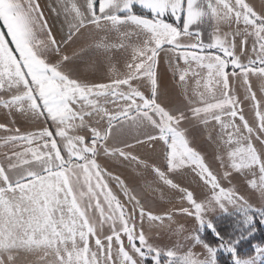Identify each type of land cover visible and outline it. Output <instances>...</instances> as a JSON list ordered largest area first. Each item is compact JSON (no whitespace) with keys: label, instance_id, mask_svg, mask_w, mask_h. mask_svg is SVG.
<instances>
[{"label":"snow or ice","instance_id":"6c2138e0","mask_svg":"<svg viewBox=\"0 0 264 264\" xmlns=\"http://www.w3.org/2000/svg\"><path fill=\"white\" fill-rule=\"evenodd\" d=\"M162 60L183 101L171 108L160 102ZM0 109L13 117L0 123V264L264 259L251 244L257 217L264 225V0H0ZM17 115L44 126L22 132ZM137 145L161 163L128 151ZM101 154L152 181L130 186ZM189 177L207 190L201 199ZM222 181L241 182L261 206ZM177 216L194 222L187 243L149 242L153 229L184 235ZM226 218L230 232L217 227Z\"/></svg>","mask_w":264,"mask_h":264},{"label":"crops","instance_id":"0c3cea01","mask_svg":"<svg viewBox=\"0 0 264 264\" xmlns=\"http://www.w3.org/2000/svg\"><path fill=\"white\" fill-rule=\"evenodd\" d=\"M42 2H43V0H41V3ZM253 2L256 3L257 6L259 7L261 0H253ZM49 13L51 16L50 23H52L54 25V27L56 28V32H59V29H60V26L62 23V18L58 20L53 15L51 10ZM185 39H187V38H185ZM204 39H205V41L208 40L207 32H205ZM237 45H239V41H237ZM73 47L78 48L79 45H76ZM71 51H72V49H69V53H71ZM237 52H239V46L237 47ZM82 55H88V53H82ZM119 55L120 54L117 53V56H119ZM250 55H251V44L249 43V50H248L247 56H250ZM162 56H163V54H162ZM247 56H245L244 62H246ZM79 66L81 68L83 67V65H79ZM181 66H183V65H181ZM160 83H161L160 102L162 103L163 106H165L166 108H171V107L179 105L183 102L182 97H180L178 95L177 85L174 82L172 72L169 69L168 65L163 62V60L161 61V65H160ZM256 83H257V81L255 80V78H253L254 86ZM192 86H194V85H191V83H190V87H192ZM240 96L241 97L243 96L242 91L240 92ZM108 107L110 109H114L115 106L109 104ZM244 114H245L246 118L249 119L250 121L253 119L252 109H251V106L248 102L244 103ZM12 118L13 117H10L8 115L6 110L0 109V123H9V121ZM14 118L16 120V126H19L22 132L34 131V130H37V129L44 126L43 121H38V122L25 121L24 119H22L18 115L15 116ZM3 135H5V134L2 131H0V137H2ZM196 143H197V146H199L201 144H205L206 143L205 137L198 136ZM128 151H132L134 154L140 156L141 158L149 160L150 162H155L158 165L161 163V159L157 155V153L151 152L149 149H147L144 146L137 145L134 149H130ZM206 153H207L206 158H207L208 162L212 165L213 169L215 171H219V167H218L219 162L214 161V159H213L214 153H213L212 146H209L206 149ZM98 162L103 167H106L110 171H114L116 174L120 175L123 179H125L130 184V186H135L136 184H144L145 182H151L153 179L151 174L147 173V172H144V174L142 176H137V169H135L133 166L127 165L126 162H125V164H119L118 162L112 161L109 158L103 156V154H101L98 157ZM139 171L143 172L142 169ZM109 183L113 187V189L116 190L114 183L111 181ZM184 183H185V186L190 187L196 191L197 199H201L202 196L207 191L206 189H201V188L196 187L197 181L192 179L191 177H189L188 180H186ZM222 183L226 188L227 187L236 188L239 193L243 194L244 196H246L248 198V200L251 204H253L257 207L261 206V201L256 196L250 195L248 192H246L245 186L241 182L236 181L233 184H228V182L222 181ZM176 200L177 201L179 200L178 195L176 197ZM171 206L172 205H170V204H162V205H159L158 210H160L161 208H167V207H171ZM157 232H159L158 229H153L151 232H146V235L148 236L149 240H152L151 243H153V240L156 237ZM160 233H158V234H160ZM125 243H127L126 240H125Z\"/></svg>","mask_w":264,"mask_h":264},{"label":"rangeland","instance_id":"374dc122","mask_svg":"<svg viewBox=\"0 0 264 264\" xmlns=\"http://www.w3.org/2000/svg\"><path fill=\"white\" fill-rule=\"evenodd\" d=\"M56 3V0H43L42 5H49L52 4L54 5ZM46 11V15L49 17V21H51V16H50V10L46 7L45 8ZM54 32H56V28L54 27ZM172 227L173 228H180L183 227L184 229V235L182 236H177V235H173L171 233L168 232H157L160 234H156V237L153 240V243L159 244V245H171L173 243H179V242H183V243H187V234L188 233H194V222L192 220L191 217H185V216H177L175 218V220L172 223ZM152 240H149V242L151 243ZM197 251H200L199 248L196 249ZM226 255V254H225ZM258 264H264V259H260L258 260Z\"/></svg>","mask_w":264,"mask_h":264},{"label":"trees","instance_id":"16d2710c","mask_svg":"<svg viewBox=\"0 0 264 264\" xmlns=\"http://www.w3.org/2000/svg\"><path fill=\"white\" fill-rule=\"evenodd\" d=\"M257 225V231L255 233V238L251 241V244H257L264 246V225H261L259 223V218L257 217L255 221ZM232 224L233 221L231 218H226L222 220L217 221V227L222 231H228L230 232L232 230ZM203 238L208 241L209 243H214V238L208 234V233H201ZM252 249L250 247L249 243H244L240 247V253L242 256H247L251 254ZM218 264H231V260L228 255H225L224 253H219L217 256Z\"/></svg>","mask_w":264,"mask_h":264}]
</instances>
